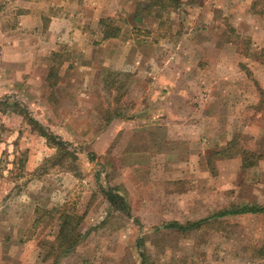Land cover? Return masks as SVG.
Returning <instances> with one entry per match:
<instances>
[{
	"label": "rangeland",
	"instance_id": "1",
	"mask_svg": "<svg viewBox=\"0 0 264 264\" xmlns=\"http://www.w3.org/2000/svg\"><path fill=\"white\" fill-rule=\"evenodd\" d=\"M149 1L131 0L134 12L104 17L93 37L77 38L76 46L64 41V49L20 60L17 52L0 51V172L16 178L14 190H29L18 194L31 202L21 218L35 220L27 233L40 243L32 247L43 264H264V210L217 216L244 204L264 209L263 90L250 113L212 115V127L189 144L176 138L180 132L149 128L166 118L161 101L150 97L157 90L150 72L166 71L176 54L167 47L151 52L149 45L189 43L198 36V42L232 44L239 60L247 56L238 73L254 79L264 73L244 61L251 57L264 66V0H181L162 19L136 16ZM122 4V10L129 6ZM7 17L9 12L0 14V30L17 23ZM188 31L193 35L187 40ZM133 41L146 49L141 58L153 61L151 69L125 65L121 46ZM173 71L181 75L180 67ZM41 131L63 139L77 158L59 153ZM204 149L210 152L201 157ZM38 152L44 159L27 172L25 161ZM13 161L19 166L7 170ZM2 198L7 202L9 195ZM8 207L0 205V218L9 217ZM65 213L84 217V237L61 255L56 243ZM200 219L208 220L197 229L166 228ZM4 237L0 264H9V252L30 249Z\"/></svg>",
	"mask_w": 264,
	"mask_h": 264
},
{
	"label": "crops",
	"instance_id": "2",
	"mask_svg": "<svg viewBox=\"0 0 264 264\" xmlns=\"http://www.w3.org/2000/svg\"><path fill=\"white\" fill-rule=\"evenodd\" d=\"M122 2L129 4L128 8L124 7V11L121 8ZM130 2L131 0H0V14L9 12V17L5 19L17 20L11 28L0 30V46L2 47L0 51L5 49L17 52L20 56L15 59L20 60L31 52H38L35 57H42L46 53L64 49L63 46L66 45L63 44L64 41L70 40L69 44L76 46L77 38L93 37L92 28L98 27L104 17L113 16L116 12L118 16L122 14L126 17V11L134 12L136 8L135 6L130 8ZM196 20L197 23L200 22L197 18ZM191 35L193 34L188 31L185 38L188 40V36ZM101 39L104 38L101 37ZM198 39L177 45H149L152 48L151 52L154 50L155 53L163 52L167 47L176 53L172 54L173 61H170L171 66H166V71H157L155 75L150 72V78L153 79L151 83L157 88L155 95H153L154 90L149 93L150 97L153 103L161 101L166 116L165 123L162 118H160L161 123H151L150 131L180 132L181 135L176 138L188 144L195 141L201 132H206L212 127L210 121L212 115L234 118L241 114H248L252 110L254 100L261 97L262 90L264 92V74L250 79L244 72L241 75L238 73V69L242 68L240 63H243V59L246 60L247 56L239 60L234 45L203 43L198 42ZM121 49L125 65L132 66L135 70L152 68L153 61H142V51H146L142 44L133 41V43L123 44ZM232 50L234 54L231 53ZM249 58L250 63H246L249 62L247 59L246 62L244 61V66L252 71L258 70L264 73L262 63ZM178 67L181 69L180 76L173 71ZM220 99L231 102L222 103L220 106V102L217 101ZM221 107L228 110L217 112V109ZM150 114H154V109L150 108ZM259 115L264 116V113ZM175 116L176 119H174ZM225 130L227 128L222 127L220 132L224 133ZM171 137L173 138L174 135ZM170 138L166 136L165 140L168 141ZM222 139H224L223 136ZM231 139L232 134L225 137L221 143L225 144ZM7 142L5 145L8 144ZM208 152L210 151L204 149L201 157ZM41 154L38 152L37 155L28 157L25 161L27 172L34 171L41 164L44 153L41 152ZM17 163V161H13L10 165L8 163L7 170L19 166ZM9 173L6 170L0 172V185L2 184L0 195L2 199L9 195L7 202L0 203L1 208H4L9 202V217L5 219L1 216L0 218V234L5 235L4 240L9 242V245L24 243L27 248L30 247L11 256L9 252V264H43L42 258L39 260L38 253L32 247V245H38L40 239L37 235L31 237L27 233L28 229L34 226L35 220L30 222L21 218L24 216L23 211L30 208L31 202L18 193H29V190H14L16 178L9 177Z\"/></svg>",
	"mask_w": 264,
	"mask_h": 264
},
{
	"label": "trees",
	"instance_id": "3",
	"mask_svg": "<svg viewBox=\"0 0 264 264\" xmlns=\"http://www.w3.org/2000/svg\"><path fill=\"white\" fill-rule=\"evenodd\" d=\"M182 1L181 0H150L148 4L143 7L146 9L145 11L142 10V7H139L137 9V12L135 13L136 16H142V17H158L162 19V14L164 11L169 10H177ZM140 5V4H139ZM264 12V11H262ZM117 33H111V32H105V37H111V36H117ZM52 72V71H51ZM2 101L0 100V104ZM31 118V117H30ZM31 120L35 123H37L33 118ZM43 135L47 140L51 143H53L55 146H57V149L59 153L61 151H65V154H70L73 158H77L76 155L73 152H70L69 147L67 143L59 138L58 136H55L52 133H47L45 131H41L40 133ZM230 145V144H229ZM58 154V153H57ZM226 156L232 157L233 153L229 152ZM57 158L58 155H57ZM245 166H249V164H245ZM111 199L113 197H117L116 195H110ZM264 209L262 207H256L252 204H244L237 209H233L231 211H224L217 216H224L227 214H247V213H259L262 212ZM84 217L77 214H70L65 213L63 216V219L59 226V232L57 235V243L56 248H58L61 251V255L68 254L69 252L73 251L76 245L81 241V239L84 237L82 232L79 230L80 224L83 221ZM208 219H200L197 221H190L187 223H180V222H172L166 225V228H175L179 231L185 232L192 229L199 228L204 222H206ZM54 247V246H53Z\"/></svg>",
	"mask_w": 264,
	"mask_h": 264
}]
</instances>
